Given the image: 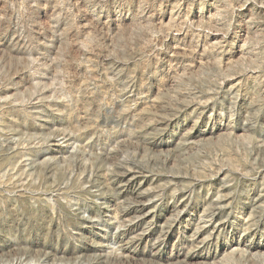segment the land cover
<instances>
[{
  "label": "rangeland",
  "instance_id": "rangeland-1",
  "mask_svg": "<svg viewBox=\"0 0 264 264\" xmlns=\"http://www.w3.org/2000/svg\"><path fill=\"white\" fill-rule=\"evenodd\" d=\"M0 264H264V0H0Z\"/></svg>",
  "mask_w": 264,
  "mask_h": 264
}]
</instances>
